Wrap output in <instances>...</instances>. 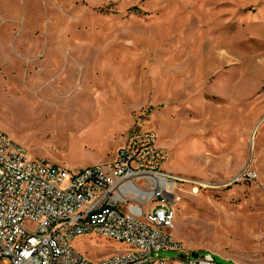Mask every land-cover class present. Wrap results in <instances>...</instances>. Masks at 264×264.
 Here are the masks:
<instances>
[{
    "label": "rangeland",
    "instance_id": "obj_1",
    "mask_svg": "<svg viewBox=\"0 0 264 264\" xmlns=\"http://www.w3.org/2000/svg\"><path fill=\"white\" fill-rule=\"evenodd\" d=\"M140 127L166 172L205 185L185 186L173 240L264 264V0H0V130L28 160L107 165ZM72 247L93 263L128 252Z\"/></svg>",
    "mask_w": 264,
    "mask_h": 264
},
{
    "label": "built area",
    "instance_id": "obj_2",
    "mask_svg": "<svg viewBox=\"0 0 264 264\" xmlns=\"http://www.w3.org/2000/svg\"><path fill=\"white\" fill-rule=\"evenodd\" d=\"M157 140L140 127L113 162L72 171L28 160L0 130V264H220L211 255L194 258L171 237L185 186L192 193L205 186L166 172ZM87 236L124 243L128 252L90 262L72 247ZM162 251L178 258L165 260Z\"/></svg>",
    "mask_w": 264,
    "mask_h": 264
},
{
    "label": "bare ground",
    "instance_id": "obj_3",
    "mask_svg": "<svg viewBox=\"0 0 264 264\" xmlns=\"http://www.w3.org/2000/svg\"><path fill=\"white\" fill-rule=\"evenodd\" d=\"M204 186H205V185H204ZM198 193H199V190H198L197 188H195L193 194H196V195H197ZM181 201H182V200H181ZM181 201H180V202H181Z\"/></svg>",
    "mask_w": 264,
    "mask_h": 264
},
{
    "label": "water",
    "instance_id": "obj_4",
    "mask_svg": "<svg viewBox=\"0 0 264 264\" xmlns=\"http://www.w3.org/2000/svg\"><path fill=\"white\" fill-rule=\"evenodd\" d=\"M192 256H193L194 258H197L198 253H197V252H193Z\"/></svg>",
    "mask_w": 264,
    "mask_h": 264
},
{
    "label": "crops",
    "instance_id": "obj_5",
    "mask_svg": "<svg viewBox=\"0 0 264 264\" xmlns=\"http://www.w3.org/2000/svg\"><path fill=\"white\" fill-rule=\"evenodd\" d=\"M257 130V129H256ZM257 132V131H256ZM168 264H180V263H177V262H170Z\"/></svg>",
    "mask_w": 264,
    "mask_h": 264
}]
</instances>
